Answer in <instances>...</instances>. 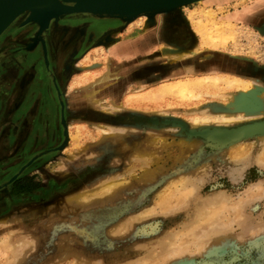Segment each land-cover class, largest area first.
<instances>
[{"label":"rangeland","instance_id":"obj_1","mask_svg":"<svg viewBox=\"0 0 264 264\" xmlns=\"http://www.w3.org/2000/svg\"><path fill=\"white\" fill-rule=\"evenodd\" d=\"M253 3L198 0L146 27L70 13L40 36L21 14L0 34V264H264V138L215 147L178 122L244 112L224 96L235 76L264 84V3L236 17ZM164 16L143 65L122 33ZM176 80L192 92L166 90Z\"/></svg>","mask_w":264,"mask_h":264},{"label":"bare ground","instance_id":"obj_2","mask_svg":"<svg viewBox=\"0 0 264 264\" xmlns=\"http://www.w3.org/2000/svg\"><path fill=\"white\" fill-rule=\"evenodd\" d=\"M19 1H20L19 2L20 6H17V9L11 14V16H9L6 19L3 27H6L7 25H9L13 20L16 19V17H18L21 14H28L29 15L31 13H35V12H37L39 10H43V9H45L47 7H50V6H52L55 3V0H19ZM262 2L264 3V0H254V3H253L254 5H252L251 8L246 9V11H247L246 13L248 14L247 17H249L250 15L254 14L252 9L255 8L256 4L258 6H260V7L263 6ZM257 8L259 9V7H257ZM255 12H256V10H255ZM139 15H143L144 17H146L145 18V23L143 24L145 27L148 24H150L154 20V18L156 17V15L153 14V11H152L151 8H147V9L141 11L137 16H139ZM100 16H102V15L100 14ZM241 16H242L241 14H237L236 17H241ZM143 25H142V27H143ZM55 28H56V32L55 33L59 32V31L61 32V27L59 26V24H56ZM143 29H144V27H143ZM68 43H69V41H68ZM193 48H194L195 51H197L199 49V48L197 49L196 44H195V47H193ZM170 49L172 50L173 48L171 47ZM174 50H175V48H174ZM188 50L189 49H187V51ZM176 51L178 52V54H182L186 50L182 49V48L181 49L179 48ZM112 53H113V51H112ZM104 75L106 76V74H104ZM201 78H199V79H201ZM210 78L212 79L213 77H210ZM205 79H207V77L206 78H202L201 81H204ZM213 79L215 81H217V79H221V78H219V76H215V78H213ZM228 81L230 83L236 82V83L239 84V92H240V94L239 93L236 94V92H229L226 95H224L225 98L227 99V105L229 106V108L237 106V107H239L241 109H245L244 112H240V113L221 112V113H218L215 116H213L214 120L218 121V123L217 124H213V125L207 124V122H209L210 119L213 120L212 119L213 118L212 115L208 114V113L204 114L201 117L196 116L194 118V122H192L193 123L192 127L188 126L187 125L188 122L186 123L185 121H182L180 124L182 126H184V128H186L188 131H190L192 133H199L200 132V134L206 136V138L211 140L214 144H218V145H221L223 147L229 145L230 148H235L238 145H241V143H242L241 139H245L246 137H249V136H258V137L264 138V84L262 82L258 81V80H252V82L249 81V80H242V78H240V76L239 77L235 76V78L233 80H228ZM163 87H165V86H163ZM120 88H121V86H118L116 89L119 90ZM166 90L178 91V92H181V93H184V94L185 93L187 94V92H192V89H191V86H190L189 82L182 81V80H176V82L171 83L168 86V89H166ZM93 93H94V91H90L86 95L91 97L93 95ZM93 99H95V98H93ZM96 101L99 102V103H103V100L102 101L101 100L100 101L96 100ZM70 103H71V107L74 106V105L76 107V105H78V103L76 104V103H74L72 101ZM119 106H121V105L120 104L118 105L114 101L108 100L106 102V104L103 105V108L109 111L110 109L118 108ZM258 109H261V110H258ZM118 110H119V108H118ZM239 120L240 121L242 120V121L238 122L236 124H232L233 121H239ZM189 123H191V122H189ZM199 125H201V126H199ZM99 126L104 131H108L109 129H111L110 128L111 126H109V125L106 126V125H103V124H99ZM192 139H194V138H192ZM262 140H264V139H262ZM215 147H218V146H215ZM241 149H239V150H241ZM241 152H242V150L240 151V153ZM247 152H248V149H247ZM241 154H243V153H241ZM257 158L264 159V149L261 151L259 157L257 156ZM262 159H261V161H262ZM168 189L169 188H167V190ZM171 189H173V188H171ZM163 192L164 193H161V194L159 193V195H158L159 198H157V200H156L157 204H159L160 206H165L167 201L169 202V200L171 201V199L174 198L173 197L174 194H172V195L170 194L171 197L169 196V193H171L170 191H163ZM179 202H180V200H179ZM181 202H183V201H181ZM166 206H167V204H166Z\"/></svg>","mask_w":264,"mask_h":264},{"label":"water","instance_id":"obj_3","mask_svg":"<svg viewBox=\"0 0 264 264\" xmlns=\"http://www.w3.org/2000/svg\"><path fill=\"white\" fill-rule=\"evenodd\" d=\"M198 0H55V3L43 10L28 15L26 21H36L39 23L37 35L40 36L50 26L53 19L64 14L91 11L101 15H107L122 21L134 19L141 11L151 8L153 14L169 12L180 5L188 4ZM19 0H0V34L14 21L3 27L6 19L17 9ZM17 18V17H16ZM155 20V18H154ZM45 59L48 62V49L45 39H42ZM179 123L182 121L178 120ZM184 127V126H183ZM191 136H198L215 146L211 140L199 133H192Z\"/></svg>","mask_w":264,"mask_h":264},{"label":"crops","instance_id":"obj_4","mask_svg":"<svg viewBox=\"0 0 264 264\" xmlns=\"http://www.w3.org/2000/svg\"><path fill=\"white\" fill-rule=\"evenodd\" d=\"M221 1V0H220ZM220 1L219 0H211V2L212 3H220ZM222 3V2H221ZM260 9H262V8H260ZM245 11L246 10H244L243 12H241L240 14L243 16V17H247V13L245 14ZM238 18H240V17H238ZM165 27H166V17L164 16V17H161L160 18V22H159V24H158V26H157V28L156 29H148L147 31H146V29L144 30V29H135V31H130L131 32V34L130 33H127V32H129L128 31V29H126V30H124V32L122 33V34H124V38H133V39H131L130 41H129V43L127 44V48H129V47H132L131 48V50L130 51H132V52H134V50H135V48H138V51L140 50V52H141V56L143 57V61L145 62V63H143V65H145V64H147V65H149L150 64V58H149V56H150V52H149V50H150V47H149V45H150V43L155 39V38H153V37H155V36H159V37H162V32L164 31V29H165ZM141 30V31H140ZM136 31H138V32H136ZM156 31H157V33H156ZM134 32V33H133ZM136 32V33H135ZM152 36V37H151ZM156 41V40H155ZM163 41H165V40H163ZM166 42V41H165ZM160 43H162V41H161V39L159 40V42H158V44L157 45H161ZM191 43V42H190ZM121 44V42H115L114 44H113V47L111 48V52L113 51V55L116 53H118L119 51H121V49L120 48H122V45H120ZM140 46V47H139ZM192 46V45H191ZM190 45H188L186 48H184V47H178V46H169V47H172L173 49L171 50H167V53H171L170 54V56H172V57H175V58H179L178 56L179 55H181V54H178V52L176 51V50H178L179 48L181 49H185V50H187V48H189V50L190 51H195L194 49H193V47H195V45L193 46V47H191ZM178 47V48H177ZM197 47V46H196ZM140 48V49H139ZM158 48L159 49H156L155 47L151 50V53H154V52H156L157 50H158V52L161 50V47H159L158 46ZM174 48H175V50H174ZM177 48V49H176ZM192 49V50H191ZM198 49V48H197ZM161 52V51H160ZM145 53H148V57H147V61H145L144 60V58L146 57L145 56ZM162 54H164V53H162ZM183 54V53H182ZM158 58H159V55H157V60H158ZM160 60V59H159ZM177 60V59H176ZM192 65V64H191ZM175 66V65H174ZM136 86H134V88H135Z\"/></svg>","mask_w":264,"mask_h":264},{"label":"flooded vegetation","instance_id":"obj_5","mask_svg":"<svg viewBox=\"0 0 264 264\" xmlns=\"http://www.w3.org/2000/svg\"><path fill=\"white\" fill-rule=\"evenodd\" d=\"M65 41H66L65 43H68L69 39H68V40H67V39H65Z\"/></svg>","mask_w":264,"mask_h":264}]
</instances>
